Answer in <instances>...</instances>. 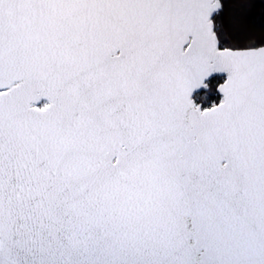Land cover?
<instances>
[{"label":"snow or ice","instance_id":"6c2138e0","mask_svg":"<svg viewBox=\"0 0 264 264\" xmlns=\"http://www.w3.org/2000/svg\"><path fill=\"white\" fill-rule=\"evenodd\" d=\"M248 8L0 0V264H264Z\"/></svg>","mask_w":264,"mask_h":264},{"label":"trees","instance_id":"16d2710c","mask_svg":"<svg viewBox=\"0 0 264 264\" xmlns=\"http://www.w3.org/2000/svg\"><path fill=\"white\" fill-rule=\"evenodd\" d=\"M249 8L245 14L246 32L237 34L230 45L244 46L249 37H254L256 42L264 40V0H248ZM247 34V35H245Z\"/></svg>","mask_w":264,"mask_h":264},{"label":"rangeland","instance_id":"374dc122","mask_svg":"<svg viewBox=\"0 0 264 264\" xmlns=\"http://www.w3.org/2000/svg\"><path fill=\"white\" fill-rule=\"evenodd\" d=\"M245 35H247V34H245Z\"/></svg>","mask_w":264,"mask_h":264}]
</instances>
